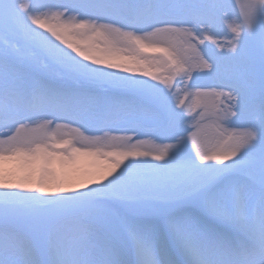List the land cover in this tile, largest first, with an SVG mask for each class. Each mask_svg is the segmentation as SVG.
<instances>
[{"label": "snow or ice", "instance_id": "snow-or-ice-1", "mask_svg": "<svg viewBox=\"0 0 264 264\" xmlns=\"http://www.w3.org/2000/svg\"><path fill=\"white\" fill-rule=\"evenodd\" d=\"M0 264H264V0H0Z\"/></svg>", "mask_w": 264, "mask_h": 264}, {"label": "bare ground", "instance_id": "bare-ground-1", "mask_svg": "<svg viewBox=\"0 0 264 264\" xmlns=\"http://www.w3.org/2000/svg\"><path fill=\"white\" fill-rule=\"evenodd\" d=\"M72 127L74 128L76 126L73 125ZM59 131H61L63 133V132H66V131H70V129H62V130H59ZM81 131H83V130H81ZM85 135H92V134L85 133ZM77 146H79V145H77ZM151 147H152L151 144H144V145L141 146L142 150H147V149H150ZM80 160H81L82 163H86V164H88L89 161H90V159L88 157H80Z\"/></svg>", "mask_w": 264, "mask_h": 264}, {"label": "rangeland", "instance_id": "rangeland-1", "mask_svg": "<svg viewBox=\"0 0 264 264\" xmlns=\"http://www.w3.org/2000/svg\"><path fill=\"white\" fill-rule=\"evenodd\" d=\"M239 3L240 4H242L243 3V1L242 0H239ZM235 11L238 13L239 11H240V8L239 7H237L236 9H235ZM90 134H93V133H90ZM90 162V161H89ZM84 164H86V163H84Z\"/></svg>", "mask_w": 264, "mask_h": 264}]
</instances>
